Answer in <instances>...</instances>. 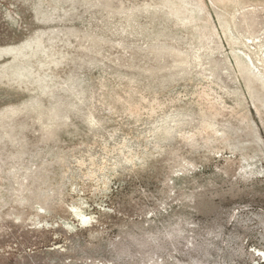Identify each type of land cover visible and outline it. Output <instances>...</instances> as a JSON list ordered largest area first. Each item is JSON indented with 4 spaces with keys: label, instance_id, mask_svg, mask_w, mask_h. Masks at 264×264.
Here are the masks:
<instances>
[{
    "label": "rangeland",
    "instance_id": "obj_1",
    "mask_svg": "<svg viewBox=\"0 0 264 264\" xmlns=\"http://www.w3.org/2000/svg\"><path fill=\"white\" fill-rule=\"evenodd\" d=\"M0 264H264V0H0Z\"/></svg>",
    "mask_w": 264,
    "mask_h": 264
},
{
    "label": "bare ground",
    "instance_id": "obj_2",
    "mask_svg": "<svg viewBox=\"0 0 264 264\" xmlns=\"http://www.w3.org/2000/svg\"><path fill=\"white\" fill-rule=\"evenodd\" d=\"M84 218V217H83ZM84 220V219H83ZM83 220H82V222H83ZM83 224V223H82ZM85 224H87V223H85ZM256 244V243H255Z\"/></svg>",
    "mask_w": 264,
    "mask_h": 264
}]
</instances>
